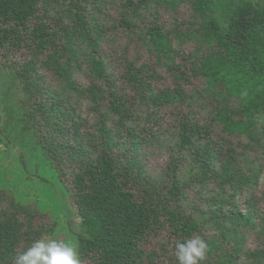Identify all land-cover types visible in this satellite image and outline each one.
I'll list each match as a JSON object with an SVG mask.
<instances>
[{"label": "trees", "instance_id": "trees-1", "mask_svg": "<svg viewBox=\"0 0 264 264\" xmlns=\"http://www.w3.org/2000/svg\"><path fill=\"white\" fill-rule=\"evenodd\" d=\"M110 1L115 13L94 0H0V66L31 87L38 142L60 181L69 175L81 264H179L177 241L196 235L210 248L202 264H264V201L250 193L264 177V6L240 0L223 28L216 0H184L190 22L164 13L162 0ZM188 26L213 49L203 56L217 68L202 94L214 106L208 116L189 77L196 66L175 52ZM18 51L22 62L7 63ZM65 89L85 101L90 125L80 123L73 101L61 100ZM150 139L168 152L158 172L140 156ZM187 157L202 171L192 180L208 178L215 197L204 202L196 190L201 201H187L192 189L179 180ZM35 217L10 200L0 210V264H14L54 232L56 222ZM152 240L159 247H147Z\"/></svg>", "mask_w": 264, "mask_h": 264}, {"label": "rangeland", "instance_id": "rangeland-1", "mask_svg": "<svg viewBox=\"0 0 264 264\" xmlns=\"http://www.w3.org/2000/svg\"><path fill=\"white\" fill-rule=\"evenodd\" d=\"M239 1H215L213 13L223 28L226 26L228 16L234 5ZM253 1L259 2L264 6V0ZM98 2H103L102 10L104 12L115 13L114 9H107V5L109 6L111 3L110 0H94L95 4ZM157 4L163 5L164 13L176 12L179 15L183 14L180 18L187 19V22H190L192 19V15L188 16L187 1L162 0L161 3L157 1ZM158 10L159 6L155 7L154 11L157 12ZM185 27L187 26L183 25V29ZM174 47L175 52L184 53L189 57V61L196 66L195 73L191 74V71H189V77H191L190 79L196 87L197 108L202 111L200 115H211L214 111V106L210 104L206 106V100L202 97V94L206 93L204 89L207 90L212 85L217 68L212 62H206L207 56L205 58L203 56L206 52L213 53V49L208 44L205 35L194 32L192 26L187 29V35L183 38V41L179 39L175 40ZM195 49L200 50L196 51ZM209 56L213 57L214 55L209 54ZM23 59L24 54L18 51L15 54H9L6 62L20 64ZM1 60L5 59L1 58ZM224 72V69H220V74L217 76L222 81L224 80ZM171 81L170 78H166L165 80L167 83H172L173 81ZM57 84L62 86L59 82ZM185 86L183 83V89ZM49 93V90L44 89L41 92V96L46 101H50L52 96ZM71 95V91L65 89L60 98L64 101H73L74 111L80 117V120H82L80 123L85 121L86 125H90L93 116L88 110L87 104L84 100L72 97ZM32 96L31 87L28 88L25 85L24 81L17 75L15 69L0 66V210L8 205L9 200L15 203L27 204L35 211L37 224L40 222L47 224L56 222L54 232L46 234L42 239H63L77 246L76 238L80 231L81 219L74 213L69 193L65 189L69 184V175L67 173L61 177L63 184L58 178V172L53 167L46 149L38 142L34 121L31 118L33 103L36 100L34 98L31 99ZM233 101L239 102L236 97H234ZM207 120L210 121V119ZM223 123L225 124L224 121ZM232 130V133L236 132L237 135H241L238 134L241 130L237 127L233 126ZM212 131L214 133L218 132L221 135L216 125ZM228 131L227 129L226 132ZM167 155L166 148L158 139H150L145 147L140 149V156L144 158L145 162L147 161L151 172H158L163 168ZM192 163L193 160L190 157L185 159L184 167L179 174V180L182 185H187L189 182V188L192 191L187 192L189 195L187 201L197 204L201 201L198 198L200 194L205 202L206 199L215 197L216 190L212 188V190H209L208 178L204 185L192 180L197 176L202 177L200 175L202 171L198 167H193ZM213 163L218 167L216 159L213 160ZM196 190L200 194L195 192ZM250 193L255 194V199L264 201V177ZM150 245L151 248L159 247L155 240H152L149 244L147 243L146 246L149 247Z\"/></svg>", "mask_w": 264, "mask_h": 264}, {"label": "clouds", "instance_id": "clouds-1", "mask_svg": "<svg viewBox=\"0 0 264 264\" xmlns=\"http://www.w3.org/2000/svg\"><path fill=\"white\" fill-rule=\"evenodd\" d=\"M209 244L202 236L196 235L186 242L177 241L175 256L179 264H202L207 260ZM14 264H81L75 244L57 238L39 239Z\"/></svg>", "mask_w": 264, "mask_h": 264}]
</instances>
